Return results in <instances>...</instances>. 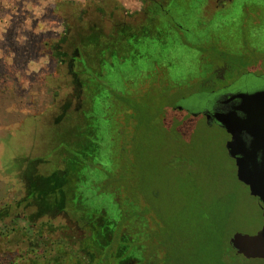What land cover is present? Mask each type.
Wrapping results in <instances>:
<instances>
[{"label": "rangeland", "instance_id": "1", "mask_svg": "<svg viewBox=\"0 0 264 264\" xmlns=\"http://www.w3.org/2000/svg\"><path fill=\"white\" fill-rule=\"evenodd\" d=\"M154 1L0 0V264H67L71 251L73 264H91L136 204L145 216L123 223L113 264H143L136 247L162 242L171 264H264L220 261L217 239L254 235L263 220L236 180L229 137L200 115L222 94L264 91V0H233L217 16L231 0ZM224 55L237 65L199 83ZM107 89L132 93L133 113L113 110ZM39 228L41 251L60 238L65 248L16 260Z\"/></svg>", "mask_w": 264, "mask_h": 264}, {"label": "water", "instance_id": "2", "mask_svg": "<svg viewBox=\"0 0 264 264\" xmlns=\"http://www.w3.org/2000/svg\"><path fill=\"white\" fill-rule=\"evenodd\" d=\"M229 100H238L237 106L212 117L229 137L224 149L234 163L236 180L259 201L263 224L254 235H231L228 245L246 260H264V91L238 93Z\"/></svg>", "mask_w": 264, "mask_h": 264}, {"label": "trees", "instance_id": "3", "mask_svg": "<svg viewBox=\"0 0 264 264\" xmlns=\"http://www.w3.org/2000/svg\"><path fill=\"white\" fill-rule=\"evenodd\" d=\"M146 1H148V0H146ZM149 1H151L152 3V5L153 4H155L156 5V3H155V1L154 0H149ZM200 3H202V0H200L199 1ZM204 2H206V3H204ZM149 4V3H148ZM150 4V5H151ZM203 5H209V3H208V0H203V3H202ZM208 9H209V6L207 7ZM208 9H202V11H201V13H204L203 11H207ZM200 13V14H201ZM201 16H202V14H201ZM207 16V18H209V16H210V12L208 13V15H206ZM122 18H124V17H122ZM203 18V17H202ZM204 19V18H203ZM206 19V18H205ZM123 21H125V20H122V22ZM176 26V25H175ZM176 28H177V31H181V30H183V26H176ZM107 33V32H106ZM113 38V37H112ZM202 44V43H201ZM195 51H197V52H199V53H204V52H206V51H204L205 49V47H202V46H199V47H192ZM62 55V58H63V60H64V57H65V54H61ZM231 55V54H230ZM223 56V55H222ZM224 57H226V61H225V63H226V65L230 68L231 66H234V65H237L236 64V62H234V61H232V58H229V57H227V55H225ZM238 63V62H237ZM228 70H226V72H227ZM219 74V71L218 72H215L214 74H212L211 76H209L210 77V80L212 81V79L213 78H216L215 77V75H218ZM153 77V76H152ZM154 78V81L153 82H155V81H157V80H162V79H157V77H153ZM205 84H208V83H205ZM202 91H204V92H208L210 89L209 88H207L206 89V87H204L203 89H201ZM107 91H108V95H109V98H110V100H111V105L113 106V110H115L117 113H120L121 111L123 112V111H126L127 109H129V110H131V112L133 111V109H132V107H131V103H130V101H132V99H131V96H132V93L130 94V92H129V94H128V90L127 91H125V92H121V91H115V90H113V89H107ZM210 92V91H209ZM116 103L118 104V106H119V108H118V110L116 109ZM116 112H115V114H116ZM171 112L172 113H174V112H176V110L175 111H173V108H172V110H171ZM133 113V112H132ZM132 113H131V115H128L127 116V119H129V118H133L132 117ZM113 115V114H112ZM117 115V114H116ZM176 130H173L172 131V133L170 132L169 133V130L167 129V134H168V136L169 135H172V137L174 138V139H172V141H174V142H176L177 141V137H179V139H183L184 140V144H186L187 145V140H186V138L185 137H183V136H181V135H179V133L177 132H175ZM173 134L175 135V136H177V137H174L173 136ZM124 152H127V149H125L124 148V146L122 147V150H121V154L123 155H125V153ZM174 150L172 151V153L170 154L171 156L172 155H174ZM120 155V154H119ZM121 156V155H120ZM122 157V156H121ZM123 158H124V156H123ZM170 159V157L168 158V160ZM232 161V160H231ZM233 162V161H232ZM128 163H132V161L131 160H128ZM233 165H234V163H233ZM113 181H107V180H105L104 181V183H106V187L107 186H109V185H111L113 182L115 183V181H117V180H115V179H112ZM120 184V183H119ZM113 186H117V184L115 185V184H112ZM121 187H123V188H121V189H123L124 191H127L126 190V187H125V185H123V186H121ZM247 189V188H246ZM114 191H112L109 195L111 196L112 194H114L113 193ZM129 196H130V198L128 199V201L125 199V201L123 202V205H125V204H129V205H133V197H131V195L129 194ZM128 198V197H127ZM111 202H112V199H111ZM137 205V204H136ZM135 205V207H136V209L138 208L137 206ZM134 207V206H133ZM260 208H261V205H260ZM134 210L132 213H131V215L130 216H125V215H123L122 214V217H121V219H120V221L118 222V224H117V226H116V228H115V232L113 233V235H112V239H111V241H110V243H109V247L107 246L106 247V249H107V251L103 254V256H99V257H97V256H95L94 257V259H95V261L93 262V263H91V264H113V261H110V257L113 255V253L115 252V250H116V247H117V250H118V248L119 247H124L120 242V240L122 239V241L123 240H126L127 238H128V236H129V234L127 233V232H124L123 230H122V225H123V223L124 222H126V221H129V219L133 216V218L134 217H137V215L138 216H143L144 215V211H142L141 209L140 210ZM139 209V208H138ZM121 211L122 212H124L123 211V209L121 208ZM145 216V215H144ZM62 229V228H61ZM123 231V232H122ZM36 234H35V237L37 238V239H35V245L33 246V247H29V249L28 250H24L23 251V254H19L18 253V256H16V260L18 259V258H20L21 259V261H26V260H29V258H27L28 256L29 257H33V259H46L47 257H48V255H49V253L51 252L50 250H52V251H54L55 252V250H56V247L57 246H61V247H64L65 248V245H67L66 244V242L63 240V239H58V240H56V241H50L49 242V250L48 251H41L40 250V246L43 244L42 243V240H41V238H42V236H43V229L42 228H39L36 232H35ZM146 233H148V231L146 232ZM145 233V234H146ZM150 235H151V237L149 236V239H150V241L151 242H157L158 240H156L155 239V237H154V233H150ZM34 237V238H35ZM156 237H158L157 235H156ZM153 239H155V240H153ZM227 242H228V239H227ZM158 243V242H157ZM217 243H218V246L222 249L221 251H220V253H219V258H220V261L221 260H226L227 258H229V257H233V256H237L236 254H235V252L229 247V245H228V243H226V245H224L223 243H222V241L220 240V239H217ZM69 246V245H68ZM139 247V251L141 252V253H143V257H142V261H143V264H171V259L169 258V253H168V251H167V249H166V247L163 245V242H162V247H161V245H156L155 246V248L154 249H148V253H146L145 251L147 250V247H145V244H140V245H138L136 248H138ZM224 247H227L226 248V250H225V248ZM105 249V250H106ZM105 250H103V251H105ZM41 252V253H40ZM72 252V251H71ZM71 252H69V254L70 255H68L67 256V258H68V263L67 264H73L74 262H73V260H76V257L75 256H78V257H80V255H77V254H75L74 255V253L72 254ZM160 253L162 254V256L160 255ZM240 257V256H239ZM207 258V257H206ZM206 258H205V260H206ZM1 260H3V261H5V263H3V264H16V262L14 261V259L12 260V259H10L9 258V256H4L3 257V259H1ZM207 262H208V260H207ZM45 264H53V262H49V263H45ZM54 264H59V263H54ZM62 264H63V262H62ZM64 264H66V263H64ZM75 264H77V263H75ZM89 264V263H88ZM208 264V263H207Z\"/></svg>", "mask_w": 264, "mask_h": 264}, {"label": "flooded vegetation", "instance_id": "4", "mask_svg": "<svg viewBox=\"0 0 264 264\" xmlns=\"http://www.w3.org/2000/svg\"><path fill=\"white\" fill-rule=\"evenodd\" d=\"M232 4H233V0L229 1L228 5H222L221 8H213L211 13L213 14V16H217V15H223V13L228 10V8L226 9V7L230 6L232 7ZM245 9V7L243 8V10ZM209 12V11H208ZM198 15H200L201 12L198 11L197 9V12H196ZM210 13V14H211ZM245 14V12H244ZM202 54V53H200ZM204 54H206V52H204ZM218 56L222 59V54L218 53ZM225 56V55H224ZM226 58V57H225ZM226 61V60H225ZM226 70H230V68L226 65V63H224L222 66H219L217 68H214V70L211 71V74H214L215 72H218L219 71V74L218 75H215L216 78H213L212 81L210 80V75L207 76L205 79H201V81H199V83L201 84H205V83H208V82H215V81H218L222 78V75L226 73ZM203 80V81H202ZM226 88V87H225ZM215 90H222V88L220 89H214L211 91V93H214ZM238 94V93H237ZM232 95H235V94H222L220 96H218L214 101H212L211 103L208 104L207 108H205L202 113H200V115L203 117L204 121H205V124L207 126H211V125H218L214 118L212 117L213 114L215 113H220V114H226L228 112H231L233 110V108L235 106H237L238 104V100H233V101H230V97ZM175 110L177 111H183V108L180 107V106H175ZM207 116H209L207 118ZM219 126V125H218ZM228 136V135H227Z\"/></svg>", "mask_w": 264, "mask_h": 264}]
</instances>
